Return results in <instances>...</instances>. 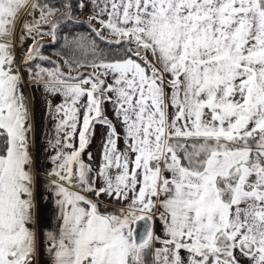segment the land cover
I'll return each instance as SVG.
<instances>
[{
	"label": "snow or ice",
	"instance_id": "snow-or-ice-1",
	"mask_svg": "<svg viewBox=\"0 0 264 264\" xmlns=\"http://www.w3.org/2000/svg\"><path fill=\"white\" fill-rule=\"evenodd\" d=\"M88 3L92 32L123 51L70 64L93 70L73 77L28 67L45 59L37 37L56 40L49 18L60 9L0 0V264H36L38 255L26 79L64 98L47 104L60 220L46 236L51 264H264V0L77 7ZM64 9L71 19V3ZM18 24L21 46L32 40L19 63ZM109 103L121 131L105 114ZM97 124L105 132L94 168L84 155L94 160L86 149ZM88 194L121 206L102 212Z\"/></svg>",
	"mask_w": 264,
	"mask_h": 264
},
{
	"label": "crops",
	"instance_id": "crops-1",
	"mask_svg": "<svg viewBox=\"0 0 264 264\" xmlns=\"http://www.w3.org/2000/svg\"><path fill=\"white\" fill-rule=\"evenodd\" d=\"M80 2V0H78ZM85 19L89 21V17L93 15L92 5L88 3V6L84 9H80ZM95 23V21H92ZM19 24L15 32L14 38V52L18 63L21 61L20 54L22 51L18 46V32ZM45 69V68H44ZM25 77L27 78V72L22 69ZM23 91L28 98L29 107L32 115V124L34 127V134L32 137V155L33 165L32 171L36 176V182L33 188V199L36 205L33 211L32 228L37 233L38 237V255L36 264H51V257L47 251V233L58 232L60 226L59 210L55 203L57 197L55 195L54 188L48 183L50 179L48 173L52 170L54 165L51 163L50 156L54 153L48 146V139L54 135V128L56 121L51 119L48 115L47 104L51 102L53 106L63 104V96L60 94L53 95L49 92H45L42 84L30 83L25 80ZM105 114L112 119L114 123H117V130L121 131L119 123L116 122L113 115V105H104ZM95 135L92 138V142L86 152H92L94 156L93 161L87 160V155H84L86 163L92 164L95 168L100 160L101 145L103 143V133L105 128L99 124L95 126ZM74 145L78 146V137L72 141ZM121 147L123 146L122 140L120 141ZM78 190V189H73ZM83 194V193H82ZM89 198L96 200L94 196L88 194ZM96 202L100 205V211L112 212L117 210L121 205L115 201L110 200L108 197H101ZM156 230L159 233L160 224L157 222ZM159 245H157L158 247Z\"/></svg>",
	"mask_w": 264,
	"mask_h": 264
},
{
	"label": "trees",
	"instance_id": "trees-1",
	"mask_svg": "<svg viewBox=\"0 0 264 264\" xmlns=\"http://www.w3.org/2000/svg\"><path fill=\"white\" fill-rule=\"evenodd\" d=\"M40 2L47 3L49 6L58 8L63 12L65 11V3L70 2L72 5V18L68 19L62 15L64 19L60 20V11H58L57 21L53 22L59 25L56 30V40L53 41L51 39L40 47L42 50H47L51 55L40 52V55L45 57V59L37 58L30 61L28 67H31L34 71H38L40 68L55 70L56 67H59L65 76L70 74L73 77H77L80 74L91 73L93 70L90 67H79L73 71L70 69V64L72 67H75L77 62L87 65L100 57L114 59L122 54L123 50L120 45L107 43V36L105 40H101L92 32L89 22L73 13V7L77 6L78 0H40ZM50 23L52 22L50 21ZM46 26L49 28V24H43L41 27L46 28ZM92 26L98 28L94 24ZM93 40L96 45L95 52H93ZM65 61L69 63H65Z\"/></svg>",
	"mask_w": 264,
	"mask_h": 264
},
{
	"label": "rangeland",
	"instance_id": "rangeland-1",
	"mask_svg": "<svg viewBox=\"0 0 264 264\" xmlns=\"http://www.w3.org/2000/svg\"><path fill=\"white\" fill-rule=\"evenodd\" d=\"M73 13H75L77 17H79V18H81V19H84V20H86L87 22H89L87 19H85V16L82 15L81 11L79 10V7H77V6H76V7H73ZM35 15H36V18L38 19L39 14L36 13ZM57 15H59V12H57V13L55 14V16L50 17V18H49V21H51L52 23H53V22H56V21H57V20H56V19H57V18H56ZM62 15H63V11H60V20H61V19H64V16H62ZM22 19H26V20H28V21L31 22L33 18H32L31 16H28L26 13H22ZM91 23L99 27V25H98L96 22H95V23L91 22ZM41 26H42V25H41ZM41 28H42V30H43L44 32H48V31H49V28H48L47 26H46V28H45V27H41ZM20 35H21V27H20V25H19V27H18V32H17V38H19ZM37 39L39 40V43H40V45L42 46L44 43L50 41L52 38H51L50 35H44V37H43L42 40H40L39 37H37ZM31 44H32V40H31V39H26L25 42L23 43V45L21 46V44L19 43V39H18V46H19L20 50L22 51V53L20 54V59H22L23 54L27 51L29 45H31ZM39 51H40V52L47 53L49 56L51 55L49 52H47V50H42V49L40 48Z\"/></svg>",
	"mask_w": 264,
	"mask_h": 264
},
{
	"label": "built area",
	"instance_id": "built-area-1",
	"mask_svg": "<svg viewBox=\"0 0 264 264\" xmlns=\"http://www.w3.org/2000/svg\"><path fill=\"white\" fill-rule=\"evenodd\" d=\"M18 62V61H17Z\"/></svg>",
	"mask_w": 264,
	"mask_h": 264
}]
</instances>
